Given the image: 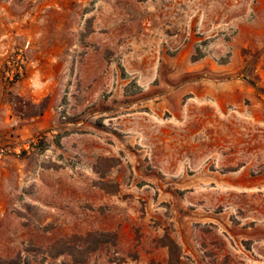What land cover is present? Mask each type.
I'll list each match as a JSON object with an SVG mask.
<instances>
[{
    "label": "rangeland",
    "instance_id": "374dc122",
    "mask_svg": "<svg viewBox=\"0 0 264 264\" xmlns=\"http://www.w3.org/2000/svg\"><path fill=\"white\" fill-rule=\"evenodd\" d=\"M18 48L54 121L0 140V264H264V99L230 93L264 0H0L5 87Z\"/></svg>",
    "mask_w": 264,
    "mask_h": 264
},
{
    "label": "crops",
    "instance_id": "0c3cea01",
    "mask_svg": "<svg viewBox=\"0 0 264 264\" xmlns=\"http://www.w3.org/2000/svg\"><path fill=\"white\" fill-rule=\"evenodd\" d=\"M33 49V48H32ZM220 70L228 69L220 67ZM48 92L46 86H40L34 80V77L27 76L21 81L13 84L11 87H5L1 79L0 70V140L11 137L12 134L30 135L45 126H49L54 121V113L51 105L47 107L44 113L27 115L16 109L12 96H19L27 99L32 98L38 103ZM231 95L242 99H251L256 102L257 99H263L264 96V71H260V78L257 86L247 84H236L230 90ZM226 98V97H225ZM220 98L218 102L223 105L228 100Z\"/></svg>",
    "mask_w": 264,
    "mask_h": 264
},
{
    "label": "built area",
    "instance_id": "2783aa9c",
    "mask_svg": "<svg viewBox=\"0 0 264 264\" xmlns=\"http://www.w3.org/2000/svg\"><path fill=\"white\" fill-rule=\"evenodd\" d=\"M27 54L24 48H18L14 54H12L7 61V65L3 72V81L7 86L13 85L15 82L19 80V78L23 75L25 70V65L27 62ZM264 99V96H263ZM35 140H28L24 143V146L28 148L32 142ZM11 150L10 146H6L0 150V154L4 152H8ZM20 153V147H17L16 150Z\"/></svg>",
    "mask_w": 264,
    "mask_h": 264
}]
</instances>
